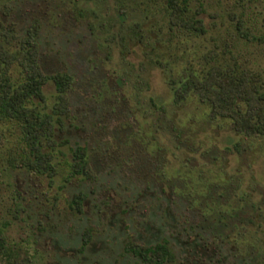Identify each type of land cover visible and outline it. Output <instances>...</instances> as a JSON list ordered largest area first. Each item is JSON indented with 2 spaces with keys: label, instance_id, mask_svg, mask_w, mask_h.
<instances>
[{
  "label": "rangeland",
  "instance_id": "374dc122",
  "mask_svg": "<svg viewBox=\"0 0 264 264\" xmlns=\"http://www.w3.org/2000/svg\"><path fill=\"white\" fill-rule=\"evenodd\" d=\"M177 4L187 25L167 0H0V47L33 27L42 70L71 77L60 109L51 79L33 100L52 115L51 178L14 164L25 143L0 118V264H143L125 243L163 239L166 264H264V136L211 115L196 89L175 100L213 65L264 92V0ZM77 145L90 176L68 175Z\"/></svg>",
  "mask_w": 264,
  "mask_h": 264
},
{
  "label": "trees",
  "instance_id": "16d2710c",
  "mask_svg": "<svg viewBox=\"0 0 264 264\" xmlns=\"http://www.w3.org/2000/svg\"><path fill=\"white\" fill-rule=\"evenodd\" d=\"M167 3L171 8V21L182 25L190 22L182 16L183 8L177 4V0H167ZM191 22L198 30H204L201 19L196 18ZM35 35L36 29L28 28L26 35L22 37L20 48L8 51L0 47V118L16 122L25 143L20 156L14 158V164L51 178L58 170L52 161V152L45 150V144L52 141V115L40 111L33 100H44L42 88L51 79L57 91L56 105L60 109V105H65V93L71 77L67 72L46 73L42 70L38 62ZM13 64L18 67L16 78L8 72ZM191 88L197 90L200 100L210 105L211 115L230 118L237 132L264 136V92L253 73L242 71L237 76L221 75L218 67L213 65L202 78L192 75L182 90L175 91V100L184 97ZM72 156L68 175L90 176L92 171L85 157V147L77 145ZM84 197L85 193L79 191L73 194L70 204L80 211ZM89 238L90 232L86 229L81 248ZM124 248L139 257L143 264H166L173 258L172 248L165 239L149 244L128 240ZM26 261L22 264H34L30 260ZM10 264L19 263L14 259Z\"/></svg>",
  "mask_w": 264,
  "mask_h": 264
}]
</instances>
